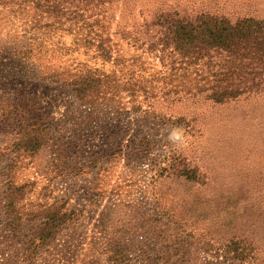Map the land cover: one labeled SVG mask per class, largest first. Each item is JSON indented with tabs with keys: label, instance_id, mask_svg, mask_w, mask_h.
<instances>
[{
	"label": "rangeland",
	"instance_id": "374dc122",
	"mask_svg": "<svg viewBox=\"0 0 264 264\" xmlns=\"http://www.w3.org/2000/svg\"><path fill=\"white\" fill-rule=\"evenodd\" d=\"M83 4L0 0V240L9 171L27 210L78 213L40 264H264V94L214 103L195 94L197 64L146 42L166 9L264 17V0ZM86 75L91 101L74 90Z\"/></svg>",
	"mask_w": 264,
	"mask_h": 264
},
{
	"label": "trees",
	"instance_id": "16d2710c",
	"mask_svg": "<svg viewBox=\"0 0 264 264\" xmlns=\"http://www.w3.org/2000/svg\"><path fill=\"white\" fill-rule=\"evenodd\" d=\"M110 1L83 0V5H104ZM65 10L70 13L80 11L77 6ZM146 26L149 48L162 51L172 49L182 60L199 66L196 71L200 76L196 83L198 93L195 94L203 93L206 99L214 103L264 94V17H233L209 10L186 15L179 10L166 9L156 13ZM103 44L101 41L98 47L109 49ZM98 81L100 79L92 75L75 79L73 84L77 96L85 101L95 99L99 94L95 91L100 85ZM133 100L142 108V101L146 98L140 103L136 98ZM148 106L151 107L150 104ZM29 125L32 124L25 126V134L20 140L24 150L37 152L44 146L46 137L39 128L27 130ZM184 174L189 178L193 176L188 172ZM8 176V189L2 198L1 208L5 222L0 240L3 264H40L59 232L66 224L76 221L78 213L66 209L65 203L57 202L38 203L37 208L27 210L24 200L28 185H16ZM29 224L31 227L27 228ZM6 249H13L12 254ZM241 260L247 264H257L245 258ZM79 264L97 263L83 261ZM109 264L130 263L117 259Z\"/></svg>",
	"mask_w": 264,
	"mask_h": 264
}]
</instances>
